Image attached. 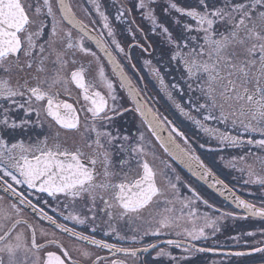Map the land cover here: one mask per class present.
<instances>
[{"label": "snow or ice", "instance_id": "snow-or-ice-1", "mask_svg": "<svg viewBox=\"0 0 264 264\" xmlns=\"http://www.w3.org/2000/svg\"><path fill=\"white\" fill-rule=\"evenodd\" d=\"M86 3L87 21L70 0H0V264L264 254V226L227 237L249 251L217 239L264 221V0H112L114 18Z\"/></svg>", "mask_w": 264, "mask_h": 264}, {"label": "flooded vegetation", "instance_id": "flooded-vegetation-1", "mask_svg": "<svg viewBox=\"0 0 264 264\" xmlns=\"http://www.w3.org/2000/svg\"><path fill=\"white\" fill-rule=\"evenodd\" d=\"M70 2L73 4L74 10L76 11L77 16L79 18L85 19L87 21L88 17L85 16L82 8L80 7L81 4L84 7H90L89 5H87L86 0H70ZM101 3L105 6V8L111 13V16L114 18L115 8L111 7L112 0H101ZM134 15H136V23L147 32L149 27H150L149 22L141 20V18L139 17L138 14H134ZM93 17L96 18L95 14H93ZM116 27L118 28L117 38L118 39H124L123 37H121L119 35V32L121 30L126 31L125 26L116 24ZM149 36H150V39L152 40V42L156 46L160 45V38L159 37L151 36L150 33H149ZM127 41L130 42L131 38L127 37ZM133 55H134V57L138 58V61L134 60V62H138V67L142 66V59L143 58H148L147 54L141 53L139 49H134ZM106 71L110 72L111 69L106 68ZM142 74L147 75V69H144ZM158 99L161 100V105H165V101L161 97H158ZM170 111L173 112V115H175V118L177 119V121L183 120V118L180 117L178 113H175L174 110L170 109ZM185 123H187V122H185ZM156 150H157V153L161 159H163V160L169 159L163 153L162 149L159 148L158 145H157ZM228 151L229 152H235V150H232V149H229ZM156 164L158 167H163V165L160 164L159 160L156 161ZM178 170H180V169H178ZM217 172H218V175L220 176L221 179H224L226 183L230 184V186L238 189V194L242 195L243 198L249 199V200L254 199V197L249 195L247 191L240 188V185H239V183H237V180H233V176H236L239 179L238 173L226 168L223 164L219 163V161H218ZM181 174L183 176H185L186 178L188 176V174L185 170H182ZM197 187L205 195L206 198L210 199L211 203H214L216 206L222 207V208L229 210V211L234 210V208H232L231 206L226 204L224 201H222V199H220L216 194L211 193V190L207 189L206 186H203L202 184L197 183ZM251 191L258 193V189L256 187H251ZM210 193H211V195H210ZM225 223H226V228L224 229L222 234H218L217 239L220 242V245L225 248V250H231V251H249L250 249L248 247H245L243 245V243H241V245H239V246H233L232 242L227 240V237L229 235H235L241 231H253V230L258 229L261 226H264V221L250 220V219L249 220L248 219H246V220L237 219L235 221L228 220ZM96 235H97V238H101L102 234L100 232H97ZM247 239L250 242H252V241L260 239V236L257 235L256 237H248ZM110 242H111V240H110ZM212 243H213L212 241H209L208 242L209 246H211ZM93 251H95V249H93ZM99 254L100 255H107L106 252H100ZM197 260H199L201 262V264H212L213 261H216L217 264H262V262H264V254L253 253V255L242 256V257H228V256H223V255L206 253V254H200L197 257Z\"/></svg>", "mask_w": 264, "mask_h": 264}, {"label": "water", "instance_id": "water-1", "mask_svg": "<svg viewBox=\"0 0 264 264\" xmlns=\"http://www.w3.org/2000/svg\"><path fill=\"white\" fill-rule=\"evenodd\" d=\"M186 171V170H185ZM215 194V193H214ZM220 199H222V201H224L226 204H228L229 206H231L232 208H234L235 206L234 205H230L229 204V202H227V201H225L224 199H223V197H220L218 194H216ZM250 219H252V220H258V219H253V218H250ZM211 254H216V255H223V254H221V253H211ZM253 255V254H252ZM223 256H225V255H223ZM246 256H248V255H246ZM228 257H235V256H228Z\"/></svg>", "mask_w": 264, "mask_h": 264}]
</instances>
